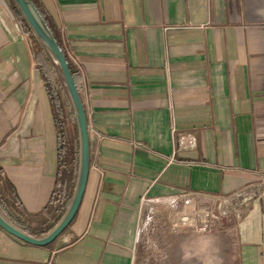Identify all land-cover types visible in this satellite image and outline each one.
<instances>
[{"label": "crops", "instance_id": "obj_1", "mask_svg": "<svg viewBox=\"0 0 264 264\" xmlns=\"http://www.w3.org/2000/svg\"><path fill=\"white\" fill-rule=\"evenodd\" d=\"M31 1L75 72L90 167L73 219L50 243L28 244L0 227V264H132L147 202L248 192L254 199L239 224L237 264H264V0ZM5 2L0 211L40 236L62 216L63 205L46 208L59 170L56 127L36 45ZM73 171L74 162L61 171L63 201ZM183 211L180 219L193 225ZM40 219L48 226L37 227Z\"/></svg>", "mask_w": 264, "mask_h": 264}, {"label": "rangeland", "instance_id": "obj_2", "mask_svg": "<svg viewBox=\"0 0 264 264\" xmlns=\"http://www.w3.org/2000/svg\"><path fill=\"white\" fill-rule=\"evenodd\" d=\"M49 65L56 72L50 62ZM61 97L72 152L69 167H72L78 143L76 123L65 105L68 98L64 91ZM249 193L234 199L197 195L191 199L177 195L147 202L137 231L133 264H237L239 224L244 221L245 212L254 199V195ZM254 193L258 194L256 191ZM182 211L192 214L193 225L180 219ZM203 216L205 222H202ZM13 219L23 227L38 229L30 227L18 217L14 216ZM44 220L40 219L37 227H47L48 223H42ZM202 224L203 228L200 229Z\"/></svg>", "mask_w": 264, "mask_h": 264}, {"label": "water", "instance_id": "obj_3", "mask_svg": "<svg viewBox=\"0 0 264 264\" xmlns=\"http://www.w3.org/2000/svg\"><path fill=\"white\" fill-rule=\"evenodd\" d=\"M31 29L37 42L61 78L76 121L78 137V163L74 188L68 206L54 226L40 236H33L16 226L0 211V227L17 239L32 245L44 246L55 239L73 219L83 196L90 167L89 134L83 104L72 77L66 57L62 53L45 20L31 0H12ZM9 11L5 0H0Z\"/></svg>", "mask_w": 264, "mask_h": 264}, {"label": "trees", "instance_id": "obj_4", "mask_svg": "<svg viewBox=\"0 0 264 264\" xmlns=\"http://www.w3.org/2000/svg\"><path fill=\"white\" fill-rule=\"evenodd\" d=\"M11 2H12V5L14 6V2L12 0H11ZM35 7L39 11V13L41 14L40 9L36 5H35ZM14 8L16 9L18 15L21 18V23L24 27V30L31 35L33 42L36 45V51H35L36 66H37V69L40 73V77H41L44 89L46 91V94L48 96L50 109L52 112V116L54 118V123H55V127H56V135H57V159H58V169L59 170L57 173V178H56L54 190L50 196V199L48 200V205L46 206V208L49 206L58 207L60 205L61 206L63 205L62 210H61V215H62L64 213L66 207L69 204L71 194H72V189L74 187L75 176H76V171H77V163H78V158H77L78 157V147H76V150L74 151L75 161H74V171H73V182L71 184V193L69 194V196H67L66 200L63 201V198L65 196V182L61 178L62 177L61 171L63 172L65 170L66 166L69 164L72 152L70 151V147L68 144V137H67V132H66V124H65V115H64V109H63V103L61 100V94H60L61 93V86H62L61 85V78L59 76L58 77L56 76L53 68H51L49 65V60H48L45 52L43 51V49L41 48V46L37 42L36 38L34 37L32 31H31V29L29 28L26 21L24 20L23 16L21 15V13L17 10V8L15 6H14ZM41 16L45 20L48 28L50 29L52 35L54 36V38H55L57 44L59 45L62 53L66 57L70 71L72 73V77H73L74 82L76 84V87L78 89V84L76 81L75 72L73 71V69L69 63L67 56L65 55L59 40L57 39L54 32L51 30L46 18L42 14H41ZM71 116L74 119L72 111H71ZM63 174H67V173L65 172ZM64 176H63V178H64Z\"/></svg>", "mask_w": 264, "mask_h": 264}, {"label": "built area", "instance_id": "obj_5", "mask_svg": "<svg viewBox=\"0 0 264 264\" xmlns=\"http://www.w3.org/2000/svg\"><path fill=\"white\" fill-rule=\"evenodd\" d=\"M61 100H62V97H61ZM172 138H173V140L175 141V139H176V135H175V129L174 128H172ZM181 138H184V137H181ZM185 140H186V142L188 143V144H191V145H194L195 144V138L193 137V136H191V135H186L185 136ZM173 156H174V153L170 156V160H173ZM180 195H183V196H189V197H191V199H194V194L193 193H182V194H180ZM47 264H56V263H53L52 262V260L50 259L48 262H47ZM132 264H133V262H132Z\"/></svg>", "mask_w": 264, "mask_h": 264}, {"label": "bare ground", "instance_id": "obj_6", "mask_svg": "<svg viewBox=\"0 0 264 264\" xmlns=\"http://www.w3.org/2000/svg\"><path fill=\"white\" fill-rule=\"evenodd\" d=\"M237 200H238V199H237ZM233 204H234V203H233ZM182 219H183L184 221H188L189 217L186 216V215H183Z\"/></svg>", "mask_w": 264, "mask_h": 264}]
</instances>
